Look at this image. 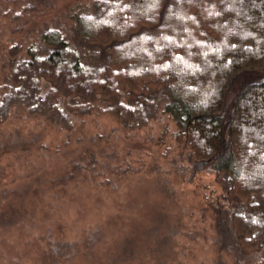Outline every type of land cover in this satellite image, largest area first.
<instances>
[{
  "label": "trees",
  "instance_id": "1",
  "mask_svg": "<svg viewBox=\"0 0 264 264\" xmlns=\"http://www.w3.org/2000/svg\"><path fill=\"white\" fill-rule=\"evenodd\" d=\"M12 1L13 19L43 18L54 5ZM65 5L58 12L64 21L54 13L0 57V131L14 115L43 118L69 134L80 116H109L139 129L166 114L193 166L212 173L217 188H209L207 202L221 238L239 256L264 264V0ZM241 75L251 78L239 83L226 112L227 92ZM0 143L26 149L30 142L17 132ZM10 217L5 210L0 225ZM53 247L45 257L67 264L69 253L59 242Z\"/></svg>",
  "mask_w": 264,
  "mask_h": 264
},
{
  "label": "rangeland",
  "instance_id": "2",
  "mask_svg": "<svg viewBox=\"0 0 264 264\" xmlns=\"http://www.w3.org/2000/svg\"><path fill=\"white\" fill-rule=\"evenodd\" d=\"M70 1L53 0L43 18L13 19L17 6L0 0V57ZM247 78L231 84L226 112ZM21 116L0 131L30 142L26 149L0 143V224L5 210L13 220L0 225V264H60L45 257L57 242L70 254L67 264H254L221 238L207 202L217 188L212 173L193 166L166 114L139 129L80 116L69 134ZM94 231L98 240L84 241Z\"/></svg>",
  "mask_w": 264,
  "mask_h": 264
}]
</instances>
